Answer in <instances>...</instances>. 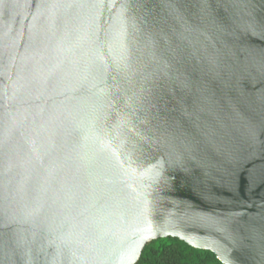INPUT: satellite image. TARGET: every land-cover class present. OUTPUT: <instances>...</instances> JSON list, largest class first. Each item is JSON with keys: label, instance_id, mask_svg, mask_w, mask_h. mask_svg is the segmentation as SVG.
Wrapping results in <instances>:
<instances>
[{"label": "water", "instance_id": "95a60500", "mask_svg": "<svg viewBox=\"0 0 264 264\" xmlns=\"http://www.w3.org/2000/svg\"><path fill=\"white\" fill-rule=\"evenodd\" d=\"M166 237L264 264V0H0V264Z\"/></svg>", "mask_w": 264, "mask_h": 264}, {"label": "trees", "instance_id": "16d2710c", "mask_svg": "<svg viewBox=\"0 0 264 264\" xmlns=\"http://www.w3.org/2000/svg\"><path fill=\"white\" fill-rule=\"evenodd\" d=\"M136 264H223L210 250L197 249L173 237L147 243Z\"/></svg>", "mask_w": 264, "mask_h": 264}]
</instances>
